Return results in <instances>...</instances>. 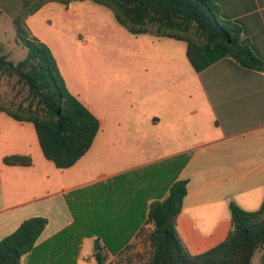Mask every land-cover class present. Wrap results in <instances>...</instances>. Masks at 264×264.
Segmentation results:
<instances>
[{
	"label": "crops",
	"instance_id": "1",
	"mask_svg": "<svg viewBox=\"0 0 264 264\" xmlns=\"http://www.w3.org/2000/svg\"><path fill=\"white\" fill-rule=\"evenodd\" d=\"M73 1L63 4L69 7ZM214 1L219 8L221 23L226 27H240V41L249 44L264 60V0ZM51 2H46L27 20L33 34L51 47L58 61L54 49L62 47V41L46 36L34 26L36 17ZM2 13L9 16L5 11ZM86 19L88 23L90 19ZM150 28L154 29L153 26ZM82 36L78 32L72 39L81 40ZM173 47L171 43V49ZM186 51L187 43L180 63L174 53L168 57L176 69L183 63L182 69L187 70L172 87L188 90L187 95L193 100L190 111L180 112L175 121H186L190 116V120L197 122L198 134L203 130L206 134L190 141L188 146L165 152L154 161L142 160L133 165L126 162L111 173L84 180L78 169L89 150L72 166L58 168L44 156L34 124L19 121L0 110V240L15 231L25 219L43 216L47 218V224L36 245L72 225L67 236L79 242L76 264H80L77 260L86 255L82 250L92 245L90 241H93V252L99 250L96 247L97 234L92 230L94 221L110 218L112 226L116 223L122 225L118 235L126 238L129 230L139 229L145 222L148 205L156 199H148V188L162 187L165 177L166 181L174 177L188 180L177 227L193 253L204 251L225 238L231 227V203L245 210H256L261 206L264 200V70L245 67L233 57L226 56L197 72ZM159 58L163 59V55ZM160 84H152L147 79L145 88ZM86 106L93 112L90 106ZM150 119L132 133L125 127V142L138 137L145 140L149 134L158 140L163 128L175 126V123H167L163 127L160 114H153ZM99 120L101 128L104 121ZM27 123L33 127H27ZM119 124L115 122L112 126L111 123V145L121 141L117 131ZM173 133L175 137L181 136L176 126ZM16 154L30 156L32 164L4 162V157ZM178 156L184 160L181 166ZM45 160L51 161L56 169ZM165 169L166 173H162ZM69 179L71 183H68ZM95 187L94 194L90 191L91 195H84L87 189ZM80 193L91 198L93 204L76 214L69 205V198L76 202L82 197ZM129 214L132 227L124 229ZM111 230L114 231L113 227ZM22 261L26 264L27 255L22 257L21 264Z\"/></svg>",
	"mask_w": 264,
	"mask_h": 264
},
{
	"label": "trees",
	"instance_id": "2",
	"mask_svg": "<svg viewBox=\"0 0 264 264\" xmlns=\"http://www.w3.org/2000/svg\"><path fill=\"white\" fill-rule=\"evenodd\" d=\"M48 1L68 5L73 0H0V14L5 11L11 17L16 42L27 47L26 57L15 63L0 43V79L5 75L17 76V81L24 83L32 96L27 105L19 103L17 107L0 102V110L19 121L32 122L44 156L58 168H67L90 149L100 120L70 92L51 47L30 29L28 16ZM94 1L112 8L117 20L134 34L153 26L160 35L186 41L187 57L197 72L226 56L245 67L264 70V60L249 44L240 41L241 28L226 27L218 19L219 8L214 0ZM177 158L181 166L183 157ZM3 160L7 164H32L27 155H10ZM164 181L162 187L148 188V199H156L148 205L147 218L139 229H131L132 216L128 215L124 229L131 230L126 238L118 235L122 225L112 226L110 218H98L92 223L97 234L99 250L94 255L98 264H252L258 250L261 251L258 264H264V200L256 210H245L231 203V227L225 238L193 253L177 227L188 180L174 177L166 181L165 177ZM46 224L47 218L33 216L1 239L0 264H21L24 255L26 264H76L79 242L67 236L72 225L36 245ZM140 241L149 245L150 254L142 259L137 252L139 259L135 262L127 251L136 250Z\"/></svg>",
	"mask_w": 264,
	"mask_h": 264
},
{
	"label": "rangeland",
	"instance_id": "3",
	"mask_svg": "<svg viewBox=\"0 0 264 264\" xmlns=\"http://www.w3.org/2000/svg\"><path fill=\"white\" fill-rule=\"evenodd\" d=\"M86 18L90 19L88 23ZM34 26L46 36L62 41L63 46L54 50L68 89L104 121L90 152H87L78 169L79 176L84 180L101 173H111L126 162L133 165L142 160H157L165 152L188 146L190 141L206 134L204 130L198 134V128H195L197 122L190 120V116L186 121H175L180 112L187 113L193 107L188 90L182 91L180 86L172 87L173 82L179 80L187 70L182 69L183 63L181 68L176 69V65L168 61V57L174 53L178 62H182L186 41L160 35L156 27L134 34L117 20L112 8L94 0H75L69 7L53 1L36 17ZM78 32L83 34L82 39H72ZM170 42L174 44L173 49ZM0 43L4 53L15 63L27 55V47L16 42L13 22L4 13L0 14ZM161 55L163 59L159 58ZM147 79L152 84H161L146 89ZM31 100L28 87L18 82L17 76L1 77V103L17 107L19 103L27 105ZM153 114L161 115L163 127L167 123H175L181 136L177 135L176 139L173 133L175 126H171L163 128L158 140L149 134L145 140L138 137L125 142V127L132 133L141 123L150 122ZM115 122L120 123L117 131L121 141L111 145V123L113 126ZM26 125L33 127L31 123ZM126 137L130 138L127 134ZM45 161L56 169L51 161ZM68 183H71L70 179ZM92 189H87L84 195H91L90 191L94 194L96 187ZM90 199L82 195L73 202L69 198V205L77 214L93 204ZM90 242L92 245L82 250L86 255L77 260L80 264H98L93 241ZM137 252L142 259L148 258L149 245L140 241L136 250L132 253L127 251V255L131 254L137 262ZM260 255L261 251L258 250L252 264H258Z\"/></svg>",
	"mask_w": 264,
	"mask_h": 264
}]
</instances>
